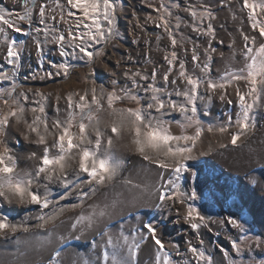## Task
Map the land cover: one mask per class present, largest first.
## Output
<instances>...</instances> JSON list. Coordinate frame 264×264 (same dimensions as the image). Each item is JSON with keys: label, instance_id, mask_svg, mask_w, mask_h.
Wrapping results in <instances>:
<instances>
[{"label": "snow or ice", "instance_id": "snow-or-ice-1", "mask_svg": "<svg viewBox=\"0 0 264 264\" xmlns=\"http://www.w3.org/2000/svg\"><path fill=\"white\" fill-rule=\"evenodd\" d=\"M231 2L232 0H218V6L230 7ZM145 3L156 15H147L144 23L151 22L167 34L173 49L178 45L182 47L174 32V29L178 30L181 26V17L173 11L181 9V5L175 3V0H161L158 7L151 0H145ZM242 3L248 10L251 28L258 35H248L239 30L244 41L240 52L243 57L241 67L233 69L229 63L223 74L214 79L210 75L212 56L209 55V50L215 52L216 49L209 42L205 48V59L201 60V56L197 54L199 46L194 44L191 60L203 75L189 74L185 62L181 60L178 65L181 83L178 84L176 79L170 80V73L179 59L177 52L172 51L164 57L168 68L162 76L163 85L155 83L158 75L155 67L150 75L129 69L124 75L131 83L120 85L113 79L111 90L106 89L103 83L97 85L93 69L98 60L104 62L101 58L107 55V47L119 38L121 0H23V12L15 15L0 7V43L6 45V60L14 69L11 73L0 72V82H10L9 87H0V136L10 137L11 129L23 123L27 128L24 139L29 140V134H35L30 143L41 149L39 156L35 151L28 155V159L38 160L33 170H18L17 156L5 141H0V209L14 204L29 207V214L18 221H13L0 211V240H11L17 246L16 252L12 254L16 261L27 256L31 249L46 251L56 242L57 246L47 264H63L60 258L67 251L69 241H78L88 233L95 232L100 237V243L95 240V236L90 243L95 260L91 256L76 253L72 264H139L141 245L149 238L157 246L155 264H182L166 250L163 238L158 235V229L151 221L142 224L147 234L142 233L139 228L126 232L123 223L119 224L118 229H113V219H123V213L129 208L138 210L144 198L155 197L156 202L152 207L158 211L175 208L177 216L182 215L183 221L197 234L203 228L212 231L209 224L215 222L213 217L204 214L194 205L200 198L197 190H185L180 182L184 174H188L187 178L191 180H196L199 176L189 162H194L205 154L196 153L195 149L205 131L204 122L200 118L201 106L202 115H210L208 107L213 95H219L223 102L227 89L235 84L239 110L234 120L226 114L224 122L209 123L208 132L229 133V143L238 147V141L256 127L254 109L264 100V17L258 18L257 9L264 13V0H242ZM211 9L212 5L207 3H189L182 8L196 22L192 25L194 32L216 39V30L211 23L216 19V14ZM17 20L26 22L28 27L22 28ZM205 20L208 21L207 26L201 28L200 25ZM60 25L64 27L61 28ZM137 25L144 30L138 16ZM7 29L23 37H31L37 52L41 54V60L43 46L54 43L61 57L83 61V64H73L66 59L60 64H52L53 68L59 70L57 74L62 72L68 77L70 70L77 67L89 69L85 80L90 81L93 86L83 94H67L66 118L61 119L58 106L55 107L56 115L51 118L43 103L27 107L29 96L25 91H18L22 85L16 83L15 69L20 67L28 41L10 37ZM41 34L43 40L40 39ZM160 39L161 36L157 35V41ZM220 43L223 44V41ZM234 43L235 41L229 48H233ZM236 54L233 50L230 62ZM127 59L132 58L129 55ZM140 80L151 82L141 85ZM240 81L245 82L247 91H241ZM169 85L173 86L171 90ZM140 92L144 95L141 96ZM34 94L39 95L42 100L46 99L39 90ZM173 96L177 99H173ZM76 97L78 99H74ZM56 99L59 102L61 97L58 95ZM123 102L134 106H117ZM227 103L231 104L232 101L228 100ZM105 110L109 117L107 122L102 121L99 115ZM27 112L32 114L31 120L26 118ZM174 113H179L181 119H170ZM102 123L106 124L105 128L101 127ZM173 124L180 128L179 134L172 132ZM233 127L236 131H230ZM189 129H194V132L188 134ZM107 130L111 134L106 136ZM125 135L130 137L135 153L148 165H155L160 170L157 181L141 184L130 178H120L122 166L112 148L114 138L122 140ZM220 147L226 148L227 144H221ZM73 162L76 165L74 168ZM70 168H73L71 174ZM165 173H168L167 178ZM250 182L253 186L258 183L255 177ZM53 184L62 189L58 195L51 187ZM118 185L122 186V190L118 191ZM103 188H110L112 195L103 193L101 203L94 198L101 194ZM73 197L75 202L62 203ZM89 200L93 202L87 203ZM177 205L184 206L183 213ZM77 209L80 211L70 218V232L78 234L72 236L59 232L66 223L64 214ZM31 219L35 220L34 224H29ZM135 219L140 222L142 218L137 215ZM176 222L179 223V219ZM220 223L221 226L231 225L243 234L239 238L240 242H231L235 256H243L245 250H252L253 245L264 250V241L259 237L246 235L250 231L246 227V219L240 220L229 215ZM187 243V251L192 254L196 264H215L210 253L193 246L191 241ZM203 243L201 238L200 244ZM170 246L179 256V245L170 242ZM98 247L103 250L96 254ZM219 251L228 264H245L243 260L233 259L222 246ZM0 264H5V261L0 259ZM183 264L190 262L184 261ZM247 264H264V260L252 258Z\"/></svg>", "mask_w": 264, "mask_h": 264}, {"label": "rangeland", "instance_id": "rangeland-1", "mask_svg": "<svg viewBox=\"0 0 264 264\" xmlns=\"http://www.w3.org/2000/svg\"><path fill=\"white\" fill-rule=\"evenodd\" d=\"M151 2L158 7L161 0H151ZM175 3L181 5V9H173L181 17V26L178 30L174 29V32L178 41L183 46L178 45L177 48L173 49L167 38V34L163 33L161 29L156 28L151 22L144 23L147 15H156L147 6L145 0H121L118 16L119 38L113 42V45L107 47V55L101 58L104 62L101 63L98 60L94 65V78L97 85L103 83L106 89L111 90V81L113 79H116L120 85L131 83L124 75L126 70L131 69L132 71H140L150 75L154 67L158 72L155 83L163 85L162 76L165 69L168 68L164 57L165 55H170L172 51L177 52L179 59L176 62V67L170 73V80L176 79L177 83L180 84L178 65L181 60L185 62L186 70L189 74L203 75L191 60L192 48L194 44L199 46L197 54L203 60L205 59V48L209 42L211 43V47L216 49L215 52L209 50V55L212 56L210 75L214 79H218L219 75L223 74L225 67L229 63H231L233 69L242 66L243 57L240 55V52L244 41L239 30L248 35H258V32L253 31L251 28V22L248 20V10L243 7L242 0H232L230 7L225 6L223 8L218 6V0H175ZM189 3L192 5L202 3L212 5L211 10L216 14V19L211 21V23L216 30V39L198 34L192 30V25L196 22L193 21L188 12L182 10L183 6ZM0 7L5 8L14 15L20 14L24 10L23 0H0ZM36 11L38 12V8ZM257 15L258 18L264 17V13H260L259 9H257ZM137 16L140 24L143 25V31L137 25ZM16 22L22 28L28 27L26 22L19 20ZM207 23L208 21L205 20L204 24L200 25V27L206 28ZM60 27L63 28L64 26L60 25ZM7 31L10 37L28 41L22 54L20 67L15 69L16 83L22 85V88L18 89V91H25L29 96L27 107L30 108L36 103H43L46 112L51 118L56 115L55 107L58 106L60 108L61 119L66 118L65 97L67 94L70 92H80L83 94L85 90H90L93 86L90 81L85 80L89 69L77 67L70 70L68 77H65L62 72L57 74L59 70L53 68L52 64H60L66 59L73 64H83V61L72 60L71 57H61L58 47L54 43H48L43 46V59L41 60L39 58L41 54L37 52L36 45L31 37H23L19 33H13L11 29H7ZM157 35L161 36L159 41H157ZM40 39L43 40L42 34ZM221 40L223 44L220 43ZM233 41H235L234 47L229 48V45ZM185 49H187L186 52ZM233 50L237 54L230 62L229 57ZM221 53L223 56H221ZM129 55L132 58L131 60L127 59ZM117 62H119V66H117ZM104 63L108 64L109 69L104 70L101 67ZM13 70V67L6 60V45L0 43V72L11 73ZM48 73L52 75L48 76ZM150 82V80L139 81L141 85ZM238 83L242 92L247 91L244 81ZM9 86L10 82L8 81L0 82V87ZM172 87V85H169V90ZM181 87H183L182 84ZM235 87L236 85L234 84L227 89V95L223 102L219 99V95H213L211 104L208 107L210 115H202L203 106H201L200 118L204 122L205 131L195 151L196 153L203 152L205 154L200 156L198 160L189 162L193 164L199 176L196 180H191L187 178L188 174H184V178L180 182L185 190L191 188L197 190L200 198L194 202V205L204 214L213 217L215 222L209 224L212 231L209 232L207 228H203L199 234L193 232L183 221L182 215L180 217L177 216L175 208L162 211L156 210L152 207V204L156 202L155 197L151 199L144 198L138 206V210L137 208H129L123 213V219L121 217L114 218L112 221L114 230L118 229L120 223H123L126 232L139 228L142 233L147 234L142 224L151 221L157 227L158 235L163 238L166 250L172 253L173 258L180 260L182 264L184 261L196 264L192 254L187 251L188 241H191L193 246L202 248L210 253L214 258L215 264H228L227 260H224L223 254L219 251V246H222L224 249L226 248L225 250L229 251L233 259L243 260L245 264L252 258L264 260V250L255 247V245H253L251 251L245 250L243 256H235L234 250L231 249V242L233 240L240 242L239 238L243 234L231 225L224 224L221 226L220 223L221 220L229 215H233L240 220L246 219L248 221L246 227L250 228V231L246 235L252 238L259 237L264 241V100L254 109L255 129L242 137L241 141H238V147H234L229 143V133L221 134L218 131H207L209 123L224 122L226 114L230 115L233 120L235 119L239 110L238 97L234 91ZM29 89L32 91L28 92ZM37 90L45 95V100H42L39 95L34 94ZM58 95L61 97L59 102L56 99ZM140 95L143 96L144 93L140 92ZM172 98L177 99L174 96ZM74 99H78V97ZM228 100H231L232 103H227ZM117 106L127 107L134 105L129 102H123L118 103ZM99 115L104 122H107L109 119L106 110L99 113ZM31 117L32 114L27 112L26 118L31 120ZM169 118L174 120L181 119L179 113H174ZM101 127L105 128L106 124L102 123ZM171 130L177 134L181 131L176 124L172 125ZM230 131H236V129L233 127ZM26 132V126L21 123L11 129L10 137L0 136V141H5L12 149L13 154L17 156L18 170H33L38 164V160L28 159V155L31 151H35L39 156L41 151L40 147L30 143V140L35 138V134H29V140L24 139V133ZM193 132L194 129L188 130V134H192ZM110 134V130H107L106 136ZM221 144H227V147L221 148ZM112 151L116 154L122 166L121 179L130 178L133 182L141 184L148 181L154 182L159 179L158 172L160 170L156 169L155 165H148L147 162L143 161L135 153L129 136L125 135L122 140L114 138ZM75 166V162H73V168ZM73 168L69 169L70 174ZM167 176L168 173H165V178ZM252 177H255L258 181L255 186L250 182ZM51 187L57 195L62 191L56 184L51 185ZM119 190H122V186L118 185ZM103 193L112 195L110 188H103L101 189V194L95 197L94 200L102 203L104 199ZM73 202H75L74 197L62 201L65 204ZM92 202V200H89L87 203ZM177 207H180L183 213L184 206L177 205ZM211 207H213L215 215L208 214ZM0 211L6 213L13 221H18L23 220L29 214V207H18L15 204L12 206L5 205ZM79 211L80 209H77L75 212H66L64 214L66 223L58 231L66 235H77L78 232H70V224L72 222L70 218L74 217ZM129 212L131 215H129ZM137 215L142 218L140 222L135 219ZM178 219L179 223L176 222ZM28 222L29 224H34L35 220L31 219ZM94 236L95 240L100 243V237L95 232L88 233L78 241L71 239L67 251L62 253V257L60 258L63 264H72L76 259V253L91 256L95 260L96 256L90 247ZM201 238L204 241L203 245L200 244ZM170 242L179 245V256L176 255V250L170 246ZM56 246L57 243L54 242L50 248L42 252L31 249L28 251L27 256L16 261L12 254L16 252L17 246L11 240H0V259H3L5 264H47ZM156 247L150 238L145 241L141 245L138 255L139 264H155ZM102 250L101 247H98L96 254H99Z\"/></svg>", "mask_w": 264, "mask_h": 264}, {"label": "bare ground", "instance_id": "bare-ground-1", "mask_svg": "<svg viewBox=\"0 0 264 264\" xmlns=\"http://www.w3.org/2000/svg\"><path fill=\"white\" fill-rule=\"evenodd\" d=\"M104 70H107V69H109L108 68V64H106V63H104V64H102V66H101ZM152 72V71H151ZM66 89V88H65ZM223 140V139H222ZM258 209V208H257ZM209 235V234H208ZM186 240V239H185ZM213 242H215V241H213ZM206 243H208V242H206ZM219 248H220V246H219ZM226 249V248H225Z\"/></svg>", "mask_w": 264, "mask_h": 264}, {"label": "water", "instance_id": "water-1", "mask_svg": "<svg viewBox=\"0 0 264 264\" xmlns=\"http://www.w3.org/2000/svg\"><path fill=\"white\" fill-rule=\"evenodd\" d=\"M209 211H210V212H208V214H210V215H215V212L213 211V207H211Z\"/></svg>", "mask_w": 264, "mask_h": 264}]
</instances>
